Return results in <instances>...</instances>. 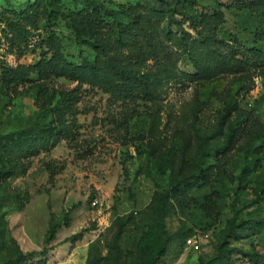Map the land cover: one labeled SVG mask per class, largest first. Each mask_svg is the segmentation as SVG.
Returning a JSON list of instances; mask_svg holds the SVG:
<instances>
[{
    "label": "rangeland",
    "instance_id": "374dc122",
    "mask_svg": "<svg viewBox=\"0 0 264 264\" xmlns=\"http://www.w3.org/2000/svg\"><path fill=\"white\" fill-rule=\"evenodd\" d=\"M263 178L264 0H0V264H264Z\"/></svg>",
    "mask_w": 264,
    "mask_h": 264
},
{
    "label": "trees",
    "instance_id": "16d2710c",
    "mask_svg": "<svg viewBox=\"0 0 264 264\" xmlns=\"http://www.w3.org/2000/svg\"><path fill=\"white\" fill-rule=\"evenodd\" d=\"M189 55H190V57H191L192 59H195V60H198L199 57H200L199 54H198L194 49H190V50H189ZM256 196H257L258 198H264V178H263V180H262V181L260 182V184H259V189H258V191H257ZM159 197H162V196H159ZM54 232H55V228L53 227V228H51V230H50V235H53ZM200 262H202V261H200ZM146 264H155V262H152V263H146Z\"/></svg>",
    "mask_w": 264,
    "mask_h": 264
},
{
    "label": "built area",
    "instance_id": "2783aa9c",
    "mask_svg": "<svg viewBox=\"0 0 264 264\" xmlns=\"http://www.w3.org/2000/svg\"><path fill=\"white\" fill-rule=\"evenodd\" d=\"M97 204H98V200H97V199H94V200L92 201V205L95 206V205H97Z\"/></svg>",
    "mask_w": 264,
    "mask_h": 264
}]
</instances>
